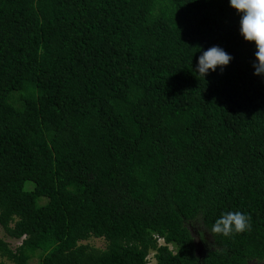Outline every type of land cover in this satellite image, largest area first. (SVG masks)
<instances>
[{
	"label": "trees",
	"instance_id": "1",
	"mask_svg": "<svg viewBox=\"0 0 264 264\" xmlns=\"http://www.w3.org/2000/svg\"><path fill=\"white\" fill-rule=\"evenodd\" d=\"M240 17L0 0V264H264V75ZM212 46L233 59L200 76ZM228 211L251 230L213 237Z\"/></svg>",
	"mask_w": 264,
	"mask_h": 264
},
{
	"label": "clouds",
	"instance_id": "2",
	"mask_svg": "<svg viewBox=\"0 0 264 264\" xmlns=\"http://www.w3.org/2000/svg\"><path fill=\"white\" fill-rule=\"evenodd\" d=\"M230 6L241 14L240 34L246 41L254 42L256 60L253 62L255 75H264V0H229ZM233 59L218 46H212L204 51L198 58L196 72L205 77L217 67L221 70ZM194 223L201 227L197 220ZM251 216L241 211H228L215 220L208 233L213 237L223 235L230 237L234 234L251 230Z\"/></svg>",
	"mask_w": 264,
	"mask_h": 264
},
{
	"label": "rangeland",
	"instance_id": "3",
	"mask_svg": "<svg viewBox=\"0 0 264 264\" xmlns=\"http://www.w3.org/2000/svg\"><path fill=\"white\" fill-rule=\"evenodd\" d=\"M32 185H33V183L32 182H30V183H28V186L29 187H32ZM0 234H3V230L1 229V227H0ZM101 240L102 239H95V242H97L99 245H101V244H103L102 242H101ZM155 263V260L153 259V258H151V264H154Z\"/></svg>",
	"mask_w": 264,
	"mask_h": 264
}]
</instances>
